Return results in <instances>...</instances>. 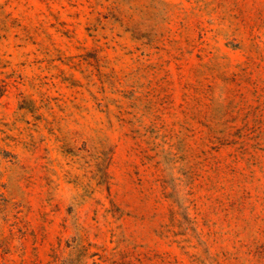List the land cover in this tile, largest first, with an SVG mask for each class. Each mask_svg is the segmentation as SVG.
<instances>
[{
    "label": "rangeland",
    "instance_id": "obj_1",
    "mask_svg": "<svg viewBox=\"0 0 264 264\" xmlns=\"http://www.w3.org/2000/svg\"><path fill=\"white\" fill-rule=\"evenodd\" d=\"M0 264H264V0H0Z\"/></svg>",
    "mask_w": 264,
    "mask_h": 264
}]
</instances>
